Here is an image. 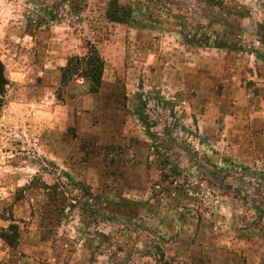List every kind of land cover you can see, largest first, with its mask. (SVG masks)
I'll return each mask as SVG.
<instances>
[{
  "label": "rangeland",
  "instance_id": "obj_1",
  "mask_svg": "<svg viewBox=\"0 0 264 264\" xmlns=\"http://www.w3.org/2000/svg\"><path fill=\"white\" fill-rule=\"evenodd\" d=\"M112 1L0 0V114L45 87L76 119L42 145L0 125V264H264V0H117L125 24ZM93 48L98 93L52 85L49 69ZM125 121L149 135H121ZM109 122L119 139L80 134ZM144 145L159 176L141 188ZM96 166L93 192L80 177Z\"/></svg>",
  "mask_w": 264,
  "mask_h": 264
},
{
  "label": "crops",
  "instance_id": "obj_2",
  "mask_svg": "<svg viewBox=\"0 0 264 264\" xmlns=\"http://www.w3.org/2000/svg\"><path fill=\"white\" fill-rule=\"evenodd\" d=\"M65 63V61H63ZM60 63V66L64 68L67 65L64 63ZM65 65V66H64ZM64 66V67H63ZM48 70V69H46ZM50 70V69H49ZM48 70L46 73L47 76L55 74L56 77H54L52 85L54 87L60 86L61 84V71L58 70L56 73H51ZM42 87V89H33V96L26 100H18L9 104H6L3 106L2 112L0 114V125H3L4 122L8 123V128L14 130L18 127H24L25 131H23L24 134H27L31 129L35 130V135H40L37 137L38 145L39 142L41 145L43 144V137L44 135H56V138H58L59 135H68L70 132H72V128H74L73 124H76V119L72 118L68 115L62 118L60 111L61 110H67V107H62L60 104L59 95L58 98L53 94V92H50L51 89ZM78 96V100H72L75 104V107L78 109V115L81 117H90L86 114L88 110H90V105H92V99L93 96L89 94H82L81 96ZM70 110V109H69ZM137 111V109H136ZM138 112V111H137ZM68 113V112H67ZM76 114V115H77ZM92 117H90L91 119ZM73 119V120H72ZM127 121L122 123V134L126 135L128 138L130 135H133L136 138H139L137 135H149V132L141 133V132H133L130 127H127ZM24 124V125H23ZM27 126L29 128H27ZM65 126V128H62ZM79 125H77L78 127ZM75 126V128H77ZM105 127V134L104 135V141L105 142H111L114 139H119L118 133L116 131V125L113 122H109L107 127L103 124L100 125V128L98 126L91 125L90 128L82 130L80 134L87 135L85 132H92L96 135H99L101 132V129ZM17 130V129H16ZM18 135L22 134V131L18 129L15 131ZM55 138V139H56ZM143 139V138H141ZM144 147V148H143ZM142 148H136V181L138 182V187L144 188L148 184V174L153 175V180L157 181V176H159L156 173V166L153 164L154 162H150L151 159L149 157L150 153V146L148 148H145V145ZM148 156V158H147ZM138 161V163H137ZM148 162H150V167L148 165ZM2 170V168L0 167ZM89 174H92L94 176V180L89 181L85 177H80V180L84 182L87 186L91 188V191H97L100 186H102V179H101V170L96 166L93 168H90L87 170ZM156 174V175H155ZM129 176V174H127ZM156 176V178H154ZM131 178V177H130ZM131 180H134L131 178ZM152 180V176H151ZM135 183V181H134ZM2 185V180H0V186ZM124 185V184H123ZM100 192V191H98ZM139 195L141 192H139ZM147 193V192H145ZM141 197V195H140Z\"/></svg>",
  "mask_w": 264,
  "mask_h": 264
},
{
  "label": "trees",
  "instance_id": "obj_3",
  "mask_svg": "<svg viewBox=\"0 0 264 264\" xmlns=\"http://www.w3.org/2000/svg\"><path fill=\"white\" fill-rule=\"evenodd\" d=\"M133 11L121 6L117 0H113L107 10V17L113 23L125 24L132 19ZM223 47L218 45V48ZM105 62L99 52L93 48L83 59L72 57L61 70V83L69 86L77 79H84L88 83L91 94H96L102 87ZM8 80L5 75V66L0 60V97L6 93ZM7 241V237L5 238Z\"/></svg>",
  "mask_w": 264,
  "mask_h": 264
}]
</instances>
